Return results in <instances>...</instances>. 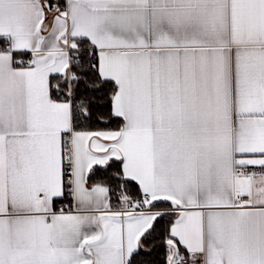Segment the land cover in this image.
I'll return each mask as SVG.
<instances>
[{
	"label": "snow or ice",
	"instance_id": "snow-or-ice-1",
	"mask_svg": "<svg viewBox=\"0 0 264 264\" xmlns=\"http://www.w3.org/2000/svg\"><path fill=\"white\" fill-rule=\"evenodd\" d=\"M0 264H264V0H0Z\"/></svg>",
	"mask_w": 264,
	"mask_h": 264
}]
</instances>
